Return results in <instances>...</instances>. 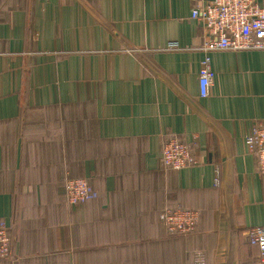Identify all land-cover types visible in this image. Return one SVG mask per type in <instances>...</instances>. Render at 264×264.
I'll return each mask as SVG.
<instances>
[{
    "label": "crops",
    "instance_id": "1",
    "mask_svg": "<svg viewBox=\"0 0 264 264\" xmlns=\"http://www.w3.org/2000/svg\"><path fill=\"white\" fill-rule=\"evenodd\" d=\"M205 1L0 0V264H259L264 176L245 139L264 126V50L211 53L201 97ZM173 135L197 136V164L161 165ZM70 177L90 201L66 203ZM176 206L196 232L165 231Z\"/></svg>",
    "mask_w": 264,
    "mask_h": 264
},
{
    "label": "built area",
    "instance_id": "2",
    "mask_svg": "<svg viewBox=\"0 0 264 264\" xmlns=\"http://www.w3.org/2000/svg\"><path fill=\"white\" fill-rule=\"evenodd\" d=\"M191 17L203 26L201 50L204 58L200 64V96L207 97L214 85L215 71L211 66V53L229 50H264V6L259 0H206L192 8ZM177 42H169L168 49H178ZM196 135L189 142L181 136L164 138L161 151V165L166 169L181 170L198 163L193 147ZM248 151L257 165V174L264 176V126L257 123L245 139ZM215 184L221 180L216 177ZM66 202L76 207L90 200L94 193L86 178H68L64 184ZM199 213L191 208L176 206L165 208L160 213V221L170 235H190L199 224ZM248 242L258 250V263L264 264V226L248 230ZM14 240L11 228L0 222V259L8 260L14 256ZM196 264H203L196 258Z\"/></svg>",
    "mask_w": 264,
    "mask_h": 264
},
{
    "label": "trees",
    "instance_id": "3",
    "mask_svg": "<svg viewBox=\"0 0 264 264\" xmlns=\"http://www.w3.org/2000/svg\"><path fill=\"white\" fill-rule=\"evenodd\" d=\"M70 178H72V177H70ZM87 180H88V179H87ZM88 182H89V181H88ZM89 184H90V182H89ZM90 186H91V184H90ZM92 198H93V197H92ZM92 198H91V199H92ZM91 199H90V200H91ZM90 200H88V201H90ZM88 201H86V202H88ZM66 203H67V202H66ZM83 203H85V202H83ZM83 203H80V204H83ZM80 204H79V205H80ZM77 206H78V205H77ZM197 227H198V226H197ZM196 230H197V228H196ZM196 230H195L194 232H196ZM194 232H193V233H194ZM193 233H191V234H193ZM191 234H190V235H191ZM181 236H182V235H181ZM186 236H189V235H186Z\"/></svg>",
    "mask_w": 264,
    "mask_h": 264
}]
</instances>
